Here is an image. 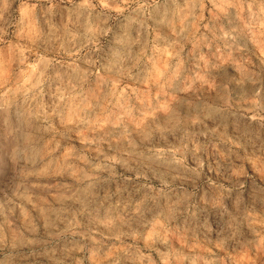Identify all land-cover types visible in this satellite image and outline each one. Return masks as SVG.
I'll list each match as a JSON object with an SVG mask.
<instances>
[{"label": "clouds", "instance_id": "9594fccd", "mask_svg": "<svg viewBox=\"0 0 264 264\" xmlns=\"http://www.w3.org/2000/svg\"><path fill=\"white\" fill-rule=\"evenodd\" d=\"M0 264H264V0H0Z\"/></svg>", "mask_w": 264, "mask_h": 264}]
</instances>
